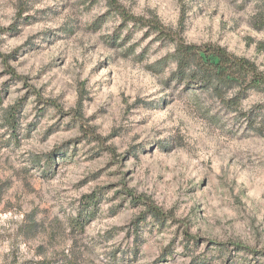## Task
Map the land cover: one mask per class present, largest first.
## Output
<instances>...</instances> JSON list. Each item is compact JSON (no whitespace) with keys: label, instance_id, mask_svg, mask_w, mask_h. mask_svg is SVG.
Instances as JSON below:
<instances>
[{"label":"clouds","instance_id":"clouds-1","mask_svg":"<svg viewBox=\"0 0 264 264\" xmlns=\"http://www.w3.org/2000/svg\"><path fill=\"white\" fill-rule=\"evenodd\" d=\"M90 6L0 0V264H264V0Z\"/></svg>","mask_w":264,"mask_h":264},{"label":"rangeland","instance_id":"rangeland-1","mask_svg":"<svg viewBox=\"0 0 264 264\" xmlns=\"http://www.w3.org/2000/svg\"><path fill=\"white\" fill-rule=\"evenodd\" d=\"M99 3V0H97L96 2L94 3H90V7H89V11H91V9L93 7H95L97 4ZM86 5H89V4H86ZM22 15V13L20 14ZM98 21L100 22H103L102 19L100 17L97 18ZM39 21H37L33 16L29 15V16H24L22 20H20L19 18L17 19V24H16V30L15 31H12L10 30L12 33H14L16 36H19L21 35L22 33V29L19 27L20 24H23L24 27H30L32 26L33 24L37 23ZM91 27V26H90ZM67 30V29H66ZM98 30V28H97ZM53 34L49 31L47 34H45V41H48L49 40V37L52 36ZM198 32L194 31L192 33V37L193 39L195 38H198ZM118 39V37H117ZM251 39V38H249ZM32 40H33V37H29V39L27 41H25V45L24 47H26L29 51H35L37 53L41 52V51H44V49H42L40 46L38 45H34L32 43ZM55 39H52L50 43H55ZM237 43L236 41H233V43L231 44L232 47H237ZM50 46V44H49ZM246 46H250V45H246ZM15 52H19V49H16ZM14 58H18L17 57H14ZM7 59L8 58H5V62H7ZM62 60L64 63H67V56H63L62 57ZM52 63H55V60L52 61ZM48 68V65H45L44 69H41V72L40 74L38 75V78H42V76L44 74H46V70ZM8 72H12V75L10 77L9 80L5 81L4 82V88H3V93H4V98L6 99L7 98V95L9 94V90L11 88V86L17 82V80L20 79V77H18L14 70H12L11 68H9L7 70ZM25 87H28L27 85V82L25 83ZM44 88L42 87L39 91H43ZM33 94H37V90L35 89H30L29 92H26L24 97H22L18 102H17V106L18 108L17 109H20V111L22 112L23 111V106L27 104V101H28V98L33 95ZM2 102V101H0ZM42 103L46 104V105H51V103L49 101H41ZM52 102V101H51ZM46 111V109H40V112H44ZM14 120H16V111L14 113ZM42 119V117H41ZM15 123V122H14ZM39 123V122H38ZM38 123H37V126H38ZM60 129H57V131H59ZM66 131L67 130H70V128H66L65 129ZM49 135H51V133H49ZM66 143H69L71 144L72 142L71 141H66ZM76 143L78 144L79 143V138H77V141ZM78 150V149H77ZM99 156L98 155H94L91 159H98ZM103 175V172H100L99 174H96V173H90L89 174V177H87L85 179V183H87V180L88 179H91V180H99L101 178V176ZM83 186V185H81ZM115 185H113L114 187ZM95 195V194H94ZM95 198L96 195H95ZM102 199V197H100ZM135 207H137V205H133L132 209H129V211H133L135 209ZM8 219H11V215H10V209H0V227H3V223L5 220H8ZM239 247V246H238ZM45 252V249H43V247H40V248H37V249H27L25 246H21V248L19 249V255L17 256V264H33L34 262H36L37 260H34L33 257L34 256H37V255H41ZM20 256H23V259H20ZM48 262H51V264H56V261L55 260H47Z\"/></svg>","mask_w":264,"mask_h":264},{"label":"trees","instance_id":"trees-1","mask_svg":"<svg viewBox=\"0 0 264 264\" xmlns=\"http://www.w3.org/2000/svg\"><path fill=\"white\" fill-rule=\"evenodd\" d=\"M97 0H83V2L85 4H90V3H94L96 2ZM16 24H13L11 26V28L9 30H12V31H15L16 30ZM200 57L201 59H203L207 64H210V65H215L216 68H215V71L217 74L220 75L221 79L223 80H230L232 79V74L231 72L227 71L226 69L224 68H220L219 65L222 63L221 61V58L219 55H217L216 53L214 52H211V51H208V52H201L200 53ZM207 71H212V69H207ZM51 104L53 102L49 101ZM16 108H18V106L16 105ZM16 109H13L10 113H9V121L11 123L14 124L15 122V118H14V113H15ZM96 199L95 198V195H93L92 197L90 198H86V202L88 204V206L90 207H93V206H96ZM33 264H51V262H48V261H36L34 262Z\"/></svg>","mask_w":264,"mask_h":264}]
</instances>
